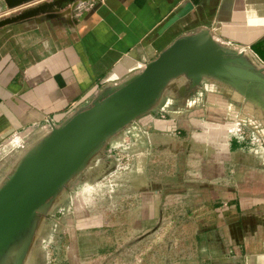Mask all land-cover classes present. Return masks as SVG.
Returning a JSON list of instances; mask_svg holds the SVG:
<instances>
[{
	"label": "crops",
	"instance_id": "1",
	"mask_svg": "<svg viewBox=\"0 0 264 264\" xmlns=\"http://www.w3.org/2000/svg\"><path fill=\"white\" fill-rule=\"evenodd\" d=\"M42 1L10 10L0 0V18ZM204 31L227 50L243 47L237 54L264 76V0H77L60 13L0 25V167L23 133L62 124L142 71L178 37ZM191 88L177 77L162 91L179 95L175 110L164 111L171 116L167 129L175 122L184 132L202 120L238 122L264 148L263 90L254 87L245 96L208 75L185 98ZM193 143L190 154L174 153L183 177L174 205L175 214L191 222L205 256L180 264H264V149L239 161L231 153L240 147L235 140L230 153L202 152L200 142Z\"/></svg>",
	"mask_w": 264,
	"mask_h": 264
},
{
	"label": "rangeland",
	"instance_id": "2",
	"mask_svg": "<svg viewBox=\"0 0 264 264\" xmlns=\"http://www.w3.org/2000/svg\"><path fill=\"white\" fill-rule=\"evenodd\" d=\"M62 7L52 11L60 13ZM179 77L189 84L186 76ZM195 89L184 93L185 98ZM173 96L165 92L150 109L107 137L7 246L0 264H14L20 257L21 264H180L204 257L191 222L175 214V192L183 185L181 158H175L172 144L164 145L170 134L165 120L171 117L164 111H174L179 104L178 93ZM165 104L168 110H161ZM40 128L17 138L0 167V187L51 131L50 125ZM185 135L181 130L180 136ZM194 143L188 154L196 149ZM147 196L149 207L144 204Z\"/></svg>",
	"mask_w": 264,
	"mask_h": 264
},
{
	"label": "water",
	"instance_id": "3",
	"mask_svg": "<svg viewBox=\"0 0 264 264\" xmlns=\"http://www.w3.org/2000/svg\"><path fill=\"white\" fill-rule=\"evenodd\" d=\"M30 1L40 0H4L10 10ZM75 1L41 3L1 20L0 25ZM238 54L218 45L208 31L183 35L125 83L101 93L59 126H51L49 134L20 160L0 187V258L101 143L150 109L172 79L184 75L196 87L208 75L227 82L245 96L254 87L264 91V76ZM21 262L20 257L14 264Z\"/></svg>",
	"mask_w": 264,
	"mask_h": 264
},
{
	"label": "built area",
	"instance_id": "4",
	"mask_svg": "<svg viewBox=\"0 0 264 264\" xmlns=\"http://www.w3.org/2000/svg\"><path fill=\"white\" fill-rule=\"evenodd\" d=\"M237 53L242 54L244 48L240 46L234 47ZM174 123V122H172ZM170 134L165 136L164 141L173 145L177 153L187 154L190 151L193 141L200 142L203 147L202 152H205L209 148L213 152H229V146L232 140L240 146L239 149L232 151L237 158L243 160V158L248 154L250 156H260V151L263 150V145L258 144L255 141L253 135L240 123L238 122H222L214 123L202 120L199 126L192 127L191 130L186 132L184 137L180 136L181 127L178 123L170 124L168 128ZM208 133L209 135L203 138L204 134L199 133ZM152 139V138H151ZM147 142L151 144L152 142L148 139ZM249 142L250 144L245 147V143ZM230 153V152H229Z\"/></svg>",
	"mask_w": 264,
	"mask_h": 264
},
{
	"label": "flooded vegetation",
	"instance_id": "5",
	"mask_svg": "<svg viewBox=\"0 0 264 264\" xmlns=\"http://www.w3.org/2000/svg\"><path fill=\"white\" fill-rule=\"evenodd\" d=\"M4 259V258H3Z\"/></svg>",
	"mask_w": 264,
	"mask_h": 264
}]
</instances>
